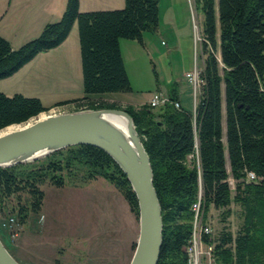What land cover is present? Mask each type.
<instances>
[{
	"label": "trees",
	"instance_id": "obj_1",
	"mask_svg": "<svg viewBox=\"0 0 264 264\" xmlns=\"http://www.w3.org/2000/svg\"><path fill=\"white\" fill-rule=\"evenodd\" d=\"M194 1L201 14L202 55L194 111L181 105L174 108L168 102L156 108L143 103L124 109L148 156L160 206L161 244L156 264H186L191 204L198 194L203 222L210 208L220 210V222L231 214L230 204L238 208L235 232L223 225L211 235L217 264H264V0ZM157 3L123 0L121 8L79 11L78 0H65L60 17L46 23L37 36L17 48L12 49L0 36V79L12 75L38 53L58 46L75 23L82 96L55 105L117 108L91 102V98L131 91L119 39L141 43L144 32L155 30ZM168 95L178 100L173 87ZM49 108L36 97L0 92V131L23 125ZM44 158L46 161L28 163L26 168L24 164L0 167V209L11 195L19 199V193L25 192L28 196L27 205L17 208L19 224L24 223L28 211H39L43 197L39 186L45 181L63 186L62 171L70 173L76 164L87 168L88 179L101 177L110 182L137 216L136 200L125 176L102 150L76 145ZM247 172H252L256 180L246 181Z\"/></svg>",
	"mask_w": 264,
	"mask_h": 264
},
{
	"label": "rangeland",
	"instance_id": "obj_2",
	"mask_svg": "<svg viewBox=\"0 0 264 264\" xmlns=\"http://www.w3.org/2000/svg\"><path fill=\"white\" fill-rule=\"evenodd\" d=\"M157 6V27L144 32L141 43L119 39L131 91L94 96L91 102L114 104V109L125 111L128 105L139 106L128 102L144 101L155 91L168 94L176 86L181 107L191 111V89L184 75L192 71L194 64L198 69L202 66L198 4L194 0H158ZM6 7L0 10V34L15 49L37 36H32L30 28H42L45 24H39L43 16L37 15L35 6L24 10ZM72 28L67 39L70 48L77 44L75 23ZM58 55L57 51L38 54L25 69L0 80V91L38 98L42 105L50 107L44 112L47 115L77 111L73 103H55L82 94L78 50L75 48L73 53L68 49ZM54 57L65 62L58 66L60 70L67 67L62 78L44 72L45 62ZM221 114L224 144L223 108ZM45 156L19 164H24V168L28 163L40 164L46 161ZM225 167L228 169L226 156ZM87 172L86 167L76 164L70 173L62 171L63 186L43 182L39 186L43 191L40 209L37 213L28 211L23 224L17 222L16 212L19 204L27 205V194L20 192L19 199L11 195L4 200L0 209V241L21 264H128L138 232L137 216L110 182L101 177L88 179ZM231 183L228 184L232 193ZM230 209L224 222L219 220L220 210L209 209L205 222L213 235L223 225L232 233L237 229L238 208L230 204ZM10 218L12 222L8 221Z\"/></svg>",
	"mask_w": 264,
	"mask_h": 264
},
{
	"label": "water",
	"instance_id": "obj_3",
	"mask_svg": "<svg viewBox=\"0 0 264 264\" xmlns=\"http://www.w3.org/2000/svg\"><path fill=\"white\" fill-rule=\"evenodd\" d=\"M109 114L125 120V137L104 120ZM27 123L0 133V167L33 161L70 146L90 145L102 150L123 173L136 200L138 232L128 264H156L161 244L160 206L149 159L131 117L123 110L99 108ZM0 264H19L1 241Z\"/></svg>",
	"mask_w": 264,
	"mask_h": 264
},
{
	"label": "built area",
	"instance_id": "obj_4",
	"mask_svg": "<svg viewBox=\"0 0 264 264\" xmlns=\"http://www.w3.org/2000/svg\"><path fill=\"white\" fill-rule=\"evenodd\" d=\"M199 72L200 69H198L196 64H194L192 71L187 72L184 75L185 81L188 83L191 89L192 112L194 111L197 102L196 96L198 97L199 88L201 84ZM167 102L171 103L174 108L180 107V103L178 100L176 99L171 100L168 94H163L158 91L151 93L146 104H148V106L151 108H156ZM49 109H47L46 111H48ZM78 110H85V108L81 107ZM245 179L246 181H254L256 180V177L252 172H247ZM232 181L233 180L231 179L230 176L227 177V183L230 184ZM191 211H192L191 232H190V237L184 249L186 254V264H217L216 256L214 255L212 249L213 243L211 242L212 239L211 228L206 222H203L202 220L199 194L197 195L196 201L191 204ZM8 221L12 222V218L8 219Z\"/></svg>",
	"mask_w": 264,
	"mask_h": 264
},
{
	"label": "crops",
	"instance_id": "obj_5",
	"mask_svg": "<svg viewBox=\"0 0 264 264\" xmlns=\"http://www.w3.org/2000/svg\"><path fill=\"white\" fill-rule=\"evenodd\" d=\"M64 4H65V0H0V10L5 5H7L6 9L10 7V8L15 9V10H24V9H28V8H33V6H35L37 15L43 16L42 17L43 20L41 21V23H39V24L43 25V24H46V22H53L59 18L62 11H63ZM122 6H123V0H78V10L79 11L117 9V8H121ZM6 9H5V11H6ZM0 19H1V16H0ZM72 26H71L70 31H72V29H73ZM41 29L42 28H30V32H32L31 33L32 36H34V34L38 35V33L40 32ZM70 31H69L67 37L58 46H56L52 49H49L45 52L57 51V53H59V55H60L62 52L65 53L68 51V49H70L73 53H75V48H76V51L78 50V41L76 40V43H77L76 47H74V44H73L72 48H70L69 44L67 43V39H68V36L70 34ZM0 36H2V35L0 34ZM119 46H120V43H119ZM119 50H120V47H119ZM41 53H43V52H41ZM38 54H40V53H38ZM78 54H79V51H78ZM37 55H35L34 57H36ZM56 58L57 57H54L53 59H50L49 61L45 62L44 72L49 74V76H50V74L55 73V76L58 75V76H60V78H62V73H67V67L65 68V70H60V67H58V66L59 65L61 66V64H64L65 62H63L62 59L58 60ZM32 59L29 60L27 63H25L23 66H21L12 75H10L6 78H3V79L11 78L14 75H16L19 71H22V69H25V66H27L28 63H30L32 61ZM65 59L67 60L66 57H65ZM3 79H0V80H3ZM173 87H174V91L176 93V97L180 103V100H179L178 94H177V88H176V86H173ZM0 92H4V91L1 90ZM5 95L8 96L9 94L5 93ZM80 96H82V94ZM80 96H78V97H80ZM147 100H148V97L144 101L133 102V103L131 101V102H128V104L138 103L140 105V104L146 103ZM180 105H181V103H180ZM221 130H222V125H221ZM12 256L14 257L13 254H12ZM14 258L19 264H21L16 259V257H14Z\"/></svg>",
	"mask_w": 264,
	"mask_h": 264
},
{
	"label": "bare ground",
	"instance_id": "obj_6",
	"mask_svg": "<svg viewBox=\"0 0 264 264\" xmlns=\"http://www.w3.org/2000/svg\"><path fill=\"white\" fill-rule=\"evenodd\" d=\"M54 115H57V114L50 113L49 115H47V114L43 113V114H40L39 118H36V120H43V119H45V118H47L49 116H54ZM103 118L112 128H114L116 130V132H118L120 135H122L124 137L126 136V122H125V120L122 117L117 116V115H110L109 114V115H104ZM32 121H34V120H30L27 123V125L30 124ZM21 125L22 124L15 125V126H13V125L9 126V127L5 128V130H3V131L1 130L0 133L14 130V129L18 128Z\"/></svg>",
	"mask_w": 264,
	"mask_h": 264
}]
</instances>
